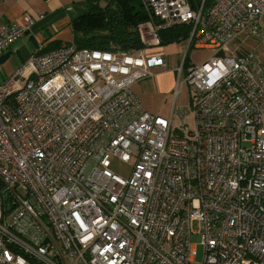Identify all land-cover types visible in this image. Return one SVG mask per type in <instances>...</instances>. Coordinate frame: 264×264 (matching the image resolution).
Returning <instances> with one entry per match:
<instances>
[{"label": "built area", "instance_id": "obj_1", "mask_svg": "<svg viewBox=\"0 0 264 264\" xmlns=\"http://www.w3.org/2000/svg\"><path fill=\"white\" fill-rule=\"evenodd\" d=\"M142 2L141 49L34 53L0 83V264H264V71L228 48L264 38V0ZM30 23L0 21V54ZM175 24L191 26L193 129L132 90ZM192 43L212 55L185 65Z\"/></svg>", "mask_w": 264, "mask_h": 264}, {"label": "crops", "instance_id": "obj_2", "mask_svg": "<svg viewBox=\"0 0 264 264\" xmlns=\"http://www.w3.org/2000/svg\"><path fill=\"white\" fill-rule=\"evenodd\" d=\"M84 8V0H0V21L6 24H23L25 23L26 17H29L31 20L29 27L17 40L19 42L18 48L14 50L21 59L20 65L31 54H34L37 50L42 49L52 41H60L62 43L70 42L71 31L69 23L73 18L81 14ZM188 26L190 32L191 26ZM245 36L255 40L256 46L254 47V51L256 59L264 71V38L252 37L246 34ZM187 39L188 38L182 40L185 46L187 45ZM178 43L177 41H171L166 44H160V47L147 50V53H162L165 58V66L154 68L153 75L171 73V71L166 69L167 59L170 54L179 53L177 52ZM13 44L14 42L7 50H12L11 47ZM191 45L193 47L191 51L189 48L187 49L189 63H199L212 55V51L209 48H199L193 45V43ZM203 49L204 51H202ZM11 52V54H13V51ZM18 66L19 65H16L14 68ZM14 68L7 70V74ZM262 77L264 86V74ZM132 90L138 98L139 109L141 108V110L148 113L158 114L156 108L147 100L146 95L141 92L140 81L132 85ZM173 125L172 118V126Z\"/></svg>", "mask_w": 264, "mask_h": 264}, {"label": "trees", "instance_id": "obj_3", "mask_svg": "<svg viewBox=\"0 0 264 264\" xmlns=\"http://www.w3.org/2000/svg\"><path fill=\"white\" fill-rule=\"evenodd\" d=\"M214 0H188L192 9L210 6ZM84 11L69 23L71 41H52L35 54H42L64 46L76 49L89 48L112 52H134L143 47L138 25L150 16L143 8L142 0H84ZM189 36L187 24H175L160 29V44L180 42ZM192 49V45L189 49ZM245 52L238 51L237 54ZM188 52L184 64L189 63Z\"/></svg>", "mask_w": 264, "mask_h": 264}, {"label": "rangeland", "instance_id": "obj_4", "mask_svg": "<svg viewBox=\"0 0 264 264\" xmlns=\"http://www.w3.org/2000/svg\"><path fill=\"white\" fill-rule=\"evenodd\" d=\"M17 40L14 41L11 47L13 54H11L0 66V83L6 79L5 77L9 76L7 70L21 63L19 55L14 51L18 48L19 42ZM255 46V40L251 37H246L245 34H242L238 39L228 44L229 51L232 55L237 54V52L242 49L255 53ZM156 47H160V45L154 46L153 48ZM185 47L183 41L179 42L177 46V52L179 53L170 54L168 57L166 69L171 71V73L154 74L146 79L140 80V87L142 90L141 92L146 95L147 100L156 108L158 114L163 117H170V115H172L174 127L186 126L188 129H193L194 117L192 113L193 106L190 101L191 90L187 80H185L187 66H184L183 69L179 71ZM202 51H204V49ZM126 166L125 163L117 159L113 158L110 160V168L119 174L126 175ZM193 241H197V237L193 238ZM195 259L201 260V247L199 245L197 246Z\"/></svg>", "mask_w": 264, "mask_h": 264}, {"label": "water", "instance_id": "obj_5", "mask_svg": "<svg viewBox=\"0 0 264 264\" xmlns=\"http://www.w3.org/2000/svg\"><path fill=\"white\" fill-rule=\"evenodd\" d=\"M11 53V50H6L0 54V66L9 58Z\"/></svg>", "mask_w": 264, "mask_h": 264}]
</instances>
